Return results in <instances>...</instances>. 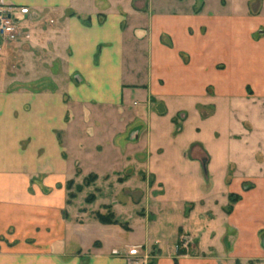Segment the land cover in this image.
<instances>
[{"label": "crops", "instance_id": "crops-1", "mask_svg": "<svg viewBox=\"0 0 264 264\" xmlns=\"http://www.w3.org/2000/svg\"><path fill=\"white\" fill-rule=\"evenodd\" d=\"M3 1L53 21V35L65 49V68L75 80L70 87L75 101L129 104L139 91L147 104L168 105L152 112L146 127L149 137L173 132V116L180 110L174 105L209 96L211 117L226 116L227 138L240 135L247 147L244 158L233 163L239 171L226 183L230 187L221 189L222 195H237L223 216L227 223H238L248 246L261 245L257 233L264 230V0H248L236 12L234 0ZM9 98L0 97V237L10 232L13 238L0 239L8 249L0 254V264H126L124 257L110 255L118 251L112 248L116 243L99 238L100 252H80L90 244L79 241L78 227L83 224L75 226L63 213V192L52 187L58 182L56 173L44 181L49 189L35 179L39 150L46 153L37 157L42 166L48 162L54 172L69 166L58 134L67 108L50 97L46 105L52 104L50 110L56 112L47 111V106L42 111L38 95L33 111H22L20 104L14 112ZM231 102L242 115L240 126L233 123L234 131ZM241 102H246L243 114ZM66 129L71 134L67 124ZM152 237L148 229L143 243L131 247L165 245Z\"/></svg>", "mask_w": 264, "mask_h": 264}, {"label": "rangeland", "instance_id": "rangeland-1", "mask_svg": "<svg viewBox=\"0 0 264 264\" xmlns=\"http://www.w3.org/2000/svg\"><path fill=\"white\" fill-rule=\"evenodd\" d=\"M247 1L234 0V11ZM54 27L49 16L41 18L33 11L22 20L18 40L7 43L0 52V97L10 95L14 112L20 104L22 111H33V99L38 95L42 96V111L47 106V111L56 112L50 110L52 104L46 105L45 99L50 97L61 101L65 111L67 108L58 134L68 168L54 172L48 162L42 166L37 157L46 153L39 150L34 171L44 189H49L45 179L56 173L58 182L52 187L63 192V213L75 226L83 224L78 227L79 241L90 244L80 247V252H100L102 239L106 244L116 243L112 248L118 251L110 255L124 257L127 264L128 248L133 242L143 243L149 229L150 236H158L165 245L155 242L131 247L144 264H264V230L257 233L261 245L250 247L238 231V223H227L223 216L231 211L237 195H222L221 189L230 187L226 183L239 171L233 163L244 158L242 151L247 147L240 135L227 138L226 116L211 117L214 105L209 96L174 105L180 110L173 116V132L149 137L146 127L152 112L169 106L147 104L139 91L129 104L75 101L70 92L75 80L65 68V49L53 35ZM245 105L241 102L242 114ZM230 106L234 131L233 123L240 126L241 108L233 102ZM66 124L71 134H67ZM113 131L114 135L109 134ZM109 212L116 224L97 218L99 213L109 220ZM10 238V232L0 237ZM0 245V254L8 250Z\"/></svg>", "mask_w": 264, "mask_h": 264}, {"label": "built area", "instance_id": "built-area-1", "mask_svg": "<svg viewBox=\"0 0 264 264\" xmlns=\"http://www.w3.org/2000/svg\"><path fill=\"white\" fill-rule=\"evenodd\" d=\"M29 8L6 3L0 0V52L9 42L17 41L21 33V22L27 19ZM136 251H129L130 259L127 264H144L135 255Z\"/></svg>", "mask_w": 264, "mask_h": 264}, {"label": "trees", "instance_id": "trees-1", "mask_svg": "<svg viewBox=\"0 0 264 264\" xmlns=\"http://www.w3.org/2000/svg\"><path fill=\"white\" fill-rule=\"evenodd\" d=\"M107 215H109V220H107L106 215L103 214H97V218L102 221L103 223H109V224H116L115 219H113V216L111 215V213H107ZM110 221V222H109Z\"/></svg>", "mask_w": 264, "mask_h": 264}]
</instances>
